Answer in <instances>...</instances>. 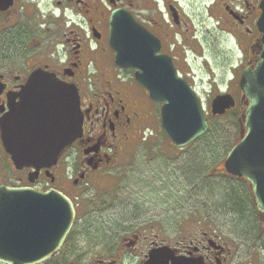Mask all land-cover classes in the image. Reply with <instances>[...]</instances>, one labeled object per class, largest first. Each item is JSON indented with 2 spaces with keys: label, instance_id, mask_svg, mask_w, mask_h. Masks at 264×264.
Returning a JSON list of instances; mask_svg holds the SVG:
<instances>
[{
  "label": "flooded vegetation",
  "instance_id": "flooded-vegetation-1",
  "mask_svg": "<svg viewBox=\"0 0 264 264\" xmlns=\"http://www.w3.org/2000/svg\"><path fill=\"white\" fill-rule=\"evenodd\" d=\"M263 1L197 0L203 5V9L199 5L198 12V3L182 5L181 0H0V120L9 106L20 102L19 95L36 74L54 76L63 86L73 85L83 118L80 137L55 165L39 170L15 168L0 132V186L57 190L75 207L72 229L61 249L43 264H146L152 254H157L158 264H264V225L251 185L224 168L221 170L225 176L239 181L242 187L245 211L241 213L245 216L240 214L239 220L253 217L254 231L250 235H233L225 222L217 225L215 209L210 205L204 222L196 217L184 227L181 220L113 214V228L107 226L105 236H92L81 243L73 237L83 219L100 222V216L93 214L102 202L83 201L87 188L99 186L98 198L106 192L113 196L110 172L117 169V160L129 148L132 152L138 145L155 142L157 137L146 133L143 126L150 118V108L158 105L136 83L133 72L114 64L109 45L113 11L125 10L152 33L160 42V52L172 59L181 76L177 66L180 55L189 62L186 49L182 50L186 58L177 51L185 41L181 32L184 36V31L194 30L192 38L203 49L199 31L210 32L220 42L218 49L227 47L237 52L244 67L239 73L232 70V79L220 80L215 94L234 98L235 107L226 113L240 115L241 131L246 97L239 79L246 67H255L260 59L262 34L257 23ZM202 11L205 16L197 22ZM183 78L196 90L192 77L185 74ZM240 138L239 132L236 143ZM125 146L129 148L125 150ZM114 211L122 210L117 206ZM202 213L197 211L203 217Z\"/></svg>",
  "mask_w": 264,
  "mask_h": 264
},
{
  "label": "water",
  "instance_id": "water-1",
  "mask_svg": "<svg viewBox=\"0 0 264 264\" xmlns=\"http://www.w3.org/2000/svg\"><path fill=\"white\" fill-rule=\"evenodd\" d=\"M260 8V59L241 74L245 124L224 167L250 182L264 223V1ZM109 45L114 64L133 72L137 84L160 106V127L174 147L182 148L207 132L198 95L179 77L171 58L161 54L159 40L125 10L111 15ZM19 97L0 120L3 146L17 169L50 168L82 133L77 89L61 85L54 76L36 74ZM234 106L230 95H218L210 112L221 116ZM74 217L72 201L60 191L0 186V263L46 262L60 250ZM156 258L152 254L147 264L158 262Z\"/></svg>",
  "mask_w": 264,
  "mask_h": 264
},
{
  "label": "rangeland",
  "instance_id": "rangeland-1",
  "mask_svg": "<svg viewBox=\"0 0 264 264\" xmlns=\"http://www.w3.org/2000/svg\"><path fill=\"white\" fill-rule=\"evenodd\" d=\"M181 1L182 5L186 2L193 5L198 3L197 0ZM199 5L203 9L202 3H198L195 7L198 12L201 11ZM204 16L205 12L202 11L197 22ZM199 32H202L200 36L204 49L192 38L194 30L184 31V36L181 32L185 41L181 42L180 47L177 46V51L186 58L182 52L186 49L189 62H184L180 55L177 66L183 77L188 74L194 79L195 91L206 116L210 118L207 133L182 148H176L160 128L159 107L150 108V118L143 127L146 133L157 136L155 142L146 144V147L138 145L132 152L128 146L124 147L125 150L129 148L127 153L117 160V169L110 172L113 174V196L112 192H106L98 198L99 186H94L96 189L87 188V197H84L85 200L82 198L83 201L100 203L101 200L103 206H96L97 211L93 214L100 216V222L83 219L78 223L73 235L78 243L92 236H105L106 227L113 228V214L148 215L151 220L155 216L156 220L164 218L168 222L181 220L184 227L196 217L198 221L204 222L210 205L215 209L214 222L219 226L225 222L226 229L233 235H250L254 231L251 229L253 217L249 218L248 223L241 224L238 216L229 218L225 212L227 204H231L228 205L230 209L235 203L242 204L239 181L230 180L221 170L229 149L238 139L237 119L232 118L238 114L230 112L224 117H215L209 112V103L215 96V87L219 81L232 79V70L239 73L244 64L240 62L237 52L234 54L227 47L218 49L217 44L220 45V42H216L215 35L207 31ZM229 66L233 68L230 72ZM113 200L117 201L113 203ZM117 206L122 210L119 213L114 211ZM198 210L203 211V217L197 214ZM67 249L68 246L65 251Z\"/></svg>",
  "mask_w": 264,
  "mask_h": 264
},
{
  "label": "trees",
  "instance_id": "trees-1",
  "mask_svg": "<svg viewBox=\"0 0 264 264\" xmlns=\"http://www.w3.org/2000/svg\"><path fill=\"white\" fill-rule=\"evenodd\" d=\"M228 205H231V204H227V208L228 209H225V210H227L225 212H227V213H233L234 215H236L238 217H239L240 214L243 215L244 212L241 213L242 211H245L244 204L243 203L242 204H240V202L239 203H235L234 206L231 207V209H230V207ZM248 221H249V218L246 219V218L242 217L241 220H240V223L241 224L242 223H245L246 224V223H248Z\"/></svg>",
  "mask_w": 264,
  "mask_h": 264
}]
</instances>
